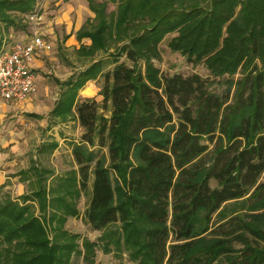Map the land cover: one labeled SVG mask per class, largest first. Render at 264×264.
Wrapping results in <instances>:
<instances>
[{"label": "trees", "instance_id": "obj_1", "mask_svg": "<svg viewBox=\"0 0 264 264\" xmlns=\"http://www.w3.org/2000/svg\"><path fill=\"white\" fill-rule=\"evenodd\" d=\"M39 1L0 0V49L12 30L29 32ZM87 3L94 17L75 34L90 39L76 48L89 61L56 79L50 112L82 128L77 168L47 181L51 169L32 163L17 197L0 185V264H102L99 251L132 264H264V0ZM168 34L207 75L163 73L153 60ZM99 75L101 99L78 98ZM86 188L94 237L65 227Z\"/></svg>", "mask_w": 264, "mask_h": 264}, {"label": "crops", "instance_id": "obj_2", "mask_svg": "<svg viewBox=\"0 0 264 264\" xmlns=\"http://www.w3.org/2000/svg\"><path fill=\"white\" fill-rule=\"evenodd\" d=\"M39 3L42 6L40 12L41 32L51 45L49 50L37 53L34 58L35 71L41 74L46 68L45 55L54 48L59 54L65 55L69 50L70 53L76 51L81 43H90L88 37H82L81 40H78L75 32L85 23L86 19L91 20L94 17V12L89 9L87 0H40ZM17 38L18 35H14L11 31L9 35H5L4 46L6 47ZM73 72L70 71L69 74ZM58 81L61 82L62 80L58 79ZM92 81L94 80H88L79 88L78 98L85 97L84 92H87L89 88L91 91L95 90L93 92L95 94L90 96L97 95V98L99 97L97 88L93 89L92 87ZM57 85L59 86V83H56ZM48 87L49 85L43 79H39L38 90L34 91L35 93L31 92L23 101L13 103L0 98V185L4 184V189L13 187L15 197L29 190L27 184L33 177L29 176V171L26 174L24 171H27L32 163L41 169H51L47 181L63 174H57L58 170L54 171V168L42 161L43 155H47L46 159L51 156L52 161L54 150L60 147V140L69 139L66 137L64 127L68 126L70 120L59 121L58 117L51 115V109L58 97L50 96ZM71 119H75V122L78 123L76 118ZM20 125L28 127L30 125V127L25 130ZM49 134L55 136L54 140L57 141V145L52 150L53 152L49 151L48 153L47 138ZM57 134H63V137L58 140ZM69 152L72 155L71 149Z\"/></svg>", "mask_w": 264, "mask_h": 264}, {"label": "rangeland", "instance_id": "obj_3", "mask_svg": "<svg viewBox=\"0 0 264 264\" xmlns=\"http://www.w3.org/2000/svg\"><path fill=\"white\" fill-rule=\"evenodd\" d=\"M39 5H41V4L39 3ZM113 7H114V5L109 3L108 10L112 9ZM40 9L42 10V6ZM41 10H40V12H41ZM41 25H42V23H41V16H40V20L38 23V26L40 29H41ZM30 26H31V24L29 22V27ZM12 32H13V30H12ZM13 33H14V35H18L17 39H23L24 35H26L25 34L26 32L24 30H21V29L18 30L17 32H13ZM170 35L171 34H168L160 44V51H161L160 59L153 60L154 63L163 71V73L171 74L174 72H180L182 74H190L192 72H198L199 74H201L203 76L207 75V70L204 68V66H202V64L193 65L192 63L188 62L185 59V57H183L180 53L171 51L168 48L167 41H168ZM45 41L48 42L46 39H45ZM107 54L108 53H104L103 51H99L98 53L95 54L94 57L95 58L106 57ZM65 55H67V56H65ZM65 55H61V53L59 54L55 50V48L53 50H51L48 54L45 55L44 59L46 61V63H45L46 68L44 69V73L41 72V74L40 73L38 74L35 71V73H36L35 74L36 91L38 90V80L43 79V81L49 85L48 91H49L50 96L52 95L54 97H59L61 87H60V85L56 86V83H57L56 79H61V80L66 79L70 75L69 74L70 71H74V72L79 71L82 64L86 61V60H84V57H82V56L78 57L79 55H78L77 51H74V52L71 51V53H70V50H69V52H66ZM110 58L111 57H108L106 59L107 61L105 63V69H108L112 66V63L110 62ZM123 58H124V56H120L119 59L121 60ZM87 61H89V60H87ZM33 68L35 70L34 66H33ZM102 79H103V77L101 75H99L96 79H92V80H94V81H92V84H93L92 87H93V89L97 88V94H98L99 88L101 86ZM94 91H91L89 88V90H87V92H84L85 98L88 95V97H94L98 100L101 99V96L99 94H98L99 95L98 98H97V95L90 96V95L95 94V93H93ZM77 95H78V91H77ZM32 120H34V119H32ZM68 120H70V122H69L67 127H64V130L66 131V137H68L69 139L68 140H66V139L60 140L63 137V134L62 135L57 134V136L59 137V139H58V137H57V139L60 140V147L57 148L56 150H54V154L52 155V161H51V156L48 157V159H46L47 155L42 156V161H44V164L48 163L52 168H54V171L58 170L57 174H59V173L64 174L66 171H68L70 169H75L73 167L77 168V164L72 159V155L69 152V149H71V147H72L71 143H73L75 141H79L80 135L82 132V128L81 127L79 128L80 125H78L77 121L75 122V119L69 118ZM20 126H22V125H20ZM27 127L28 126H22V128H25V130H26L30 127V125L28 128ZM23 132L25 133V131H23ZM62 132H64V131L62 130ZM54 137L55 136H52L51 134H49V137L47 138L48 145L52 141H56V140H54ZM49 151L51 152V150L48 149V153H49ZM102 151H106L105 147L102 148ZM3 191H8L10 196H12V197L16 196L15 192H13V187H11V186L3 189ZM88 194H89V189L86 188L85 190L82 191L81 196L79 198V209L81 211L79 212L78 216H69L65 222V227L68 230L78 232L81 235H85L88 237H94L95 231L91 230L85 224V221L83 220V211H84L85 204L88 200ZM95 260H96V262L102 263V264H132L128 260L125 253H122L119 255L118 253H116V251H112L109 253H104L103 251H99L95 256ZM76 262H77V264H85L82 261L81 257H78L76 259Z\"/></svg>", "mask_w": 264, "mask_h": 264}, {"label": "built area", "instance_id": "obj_4", "mask_svg": "<svg viewBox=\"0 0 264 264\" xmlns=\"http://www.w3.org/2000/svg\"><path fill=\"white\" fill-rule=\"evenodd\" d=\"M41 6L28 15L31 24L23 39L11 41L0 49V98L7 102H19L36 91L34 58L37 53L49 50L38 26Z\"/></svg>", "mask_w": 264, "mask_h": 264}]
</instances>
